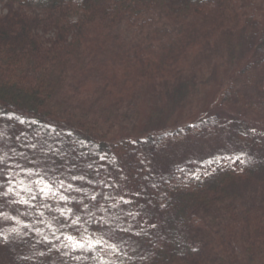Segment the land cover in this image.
I'll return each instance as SVG.
<instances>
[{
    "label": "trees",
    "instance_id": "trees-1",
    "mask_svg": "<svg viewBox=\"0 0 264 264\" xmlns=\"http://www.w3.org/2000/svg\"><path fill=\"white\" fill-rule=\"evenodd\" d=\"M251 5L0 0V264H252L264 253L255 130L213 157L158 163L90 120L158 91L145 137H179L159 116L225 54L245 61L256 92L245 97L230 79L222 101L264 112V23ZM34 6L43 12H26ZM203 127L227 130L204 116L183 124V138Z\"/></svg>",
    "mask_w": 264,
    "mask_h": 264
},
{
    "label": "rangeland",
    "instance_id": "rangeland-1",
    "mask_svg": "<svg viewBox=\"0 0 264 264\" xmlns=\"http://www.w3.org/2000/svg\"><path fill=\"white\" fill-rule=\"evenodd\" d=\"M244 1L249 3V5L253 4L248 10L250 12L254 11L259 20L264 23V0ZM2 5L3 3L1 2ZM2 10L6 12L4 8ZM25 10H28L26 11L28 13L33 11L43 12V9L36 6L27 7ZM213 58L197 69L198 79L192 86L191 93L185 99H179L174 110L168 112V118L166 119V115L163 114L159 116L161 119L164 118L163 121L166 123V128L170 131L176 127L181 129L179 137L167 139L166 143H163V141L157 143L156 136L152 137L153 143L145 137L149 133V122L153 116L151 103L154 101L156 93H159L158 91L154 92L153 95L141 92L143 96L141 95L135 103L114 106L104 112L105 117L98 118L97 116V118L90 120H96V123L99 124L101 122L102 124L100 125L109 135L116 136V138H133L137 142L139 141L142 146H146L147 150H144L145 157L156 158L158 163H161V161L183 160V155L193 152L195 154L199 152L204 157H213L226 148L233 150L239 147V143L242 140L241 132L248 131L250 133L253 130L258 134L259 141H255L252 137L247 139L248 145L254 151L260 150L264 154V112L253 111L250 107L235 100L222 101L219 95V88L223 83L232 79L242 93L241 95L248 98L253 96L256 90L250 89V83H248V76L251 71L243 73L246 67L245 61L242 60L234 64L226 54L222 57H217V59ZM255 74L253 72V76ZM250 80H255V78ZM147 95L149 97L146 99L145 96ZM204 116H217L220 120L221 128L227 130L207 132V129L203 127V131L195 129L193 133L185 135L183 138V133L181 132L183 131V124L196 122ZM160 121L162 122V120ZM227 131L230 133H226ZM234 131L237 132V135ZM229 134H233L234 137H230ZM234 168L241 171L237 161L234 164ZM121 173L126 174L124 172ZM122 176V179H127L126 176ZM253 187L249 188V192L254 191L252 190ZM252 264H264V253L255 256Z\"/></svg>",
    "mask_w": 264,
    "mask_h": 264
}]
</instances>
